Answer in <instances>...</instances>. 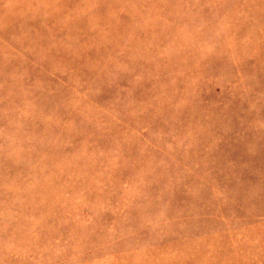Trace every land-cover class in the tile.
I'll return each mask as SVG.
<instances>
[{
    "label": "rangeland",
    "instance_id": "1",
    "mask_svg": "<svg viewBox=\"0 0 264 264\" xmlns=\"http://www.w3.org/2000/svg\"><path fill=\"white\" fill-rule=\"evenodd\" d=\"M0 264H264V0H0Z\"/></svg>",
    "mask_w": 264,
    "mask_h": 264
}]
</instances>
